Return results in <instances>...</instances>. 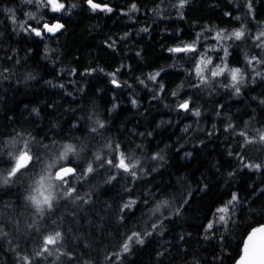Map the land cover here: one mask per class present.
Masks as SVG:
<instances>
[{
    "label": "trees",
    "instance_id": "trees-1",
    "mask_svg": "<svg viewBox=\"0 0 264 264\" xmlns=\"http://www.w3.org/2000/svg\"><path fill=\"white\" fill-rule=\"evenodd\" d=\"M61 2L67 11L44 8L27 22L38 31L45 22L64 27L36 36L15 21L36 12L34 2L0 0V149L8 152L7 142L18 133L55 146L79 139L93 154L109 158L105 144L119 143L135 154L144 174L130 182L125 173L108 183L116 173L106 165L73 185L81 196L90 195L88 203L61 200L44 220L24 199L32 179L0 188V264H233L249 223L264 210V166L245 168L237 156L248 163L264 161V146L242 148L237 134L264 129V75L249 71L239 94L221 86L229 83L226 77L192 88L198 83L188 75L192 61L168 49L191 44L199 34L214 63H220L223 43L228 65L245 69L246 57L264 56L255 39L264 32V0H188L183 8L178 0H107L112 12L92 11L86 0ZM133 4L137 11H130ZM37 17L42 19L36 22ZM221 30L247 35L217 41ZM253 67L264 72L262 65ZM161 69L157 81L147 79ZM189 97L200 116L177 108ZM97 121L105 127L94 133ZM156 154L162 159H153ZM232 194L240 198L232 217L236 222L206 230ZM129 199L138 203L122 213ZM164 199L180 214L164 210L169 218L162 231L121 253L130 228L151 223L155 218L149 219V210ZM55 231L62 240L51 254L36 256L43 237ZM115 253H121L119 259Z\"/></svg>",
    "mask_w": 264,
    "mask_h": 264
},
{
    "label": "snow or ice",
    "instance_id": "snow-or-ice-1",
    "mask_svg": "<svg viewBox=\"0 0 264 264\" xmlns=\"http://www.w3.org/2000/svg\"><path fill=\"white\" fill-rule=\"evenodd\" d=\"M27 3H33V0H26ZM38 2L52 13H61L68 10L65 3L61 0H38ZM86 3L90 6L92 11L112 12V8L108 7L107 0L104 4L94 3V0H86ZM188 0H178V7L183 8ZM75 5H72L74 7ZM135 4L132 5L130 11H137ZM11 11V9H9ZM35 19V17L30 16ZM42 31H38L36 28H27L26 31L33 32L36 36H41L44 32L55 33L62 29L64 26L58 22H54L51 25L44 23L40 25ZM147 31V29H145ZM247 34L244 31H233L225 35L224 30L216 33L215 39L217 41H240ZM257 40L256 47L264 51V32H261L259 36L255 38ZM111 46V45H110ZM173 54H185L192 61L191 71L188 75L193 77L195 81L191 83L192 88H200L201 86L209 87L216 83H219L221 77H226L229 83L221 85L222 87H231L236 94L240 92V85L246 82L249 71H255L256 76L264 75V72L257 71L253 65L264 66V56H253L251 59L245 58V69L240 67H230L227 63L228 49L221 43L222 57H218L220 63H214L211 57L207 56V49L202 50L200 44L199 34L197 39L191 44H184L182 46L173 47L168 49ZM215 51V49H213ZM164 71L161 69L155 74H149L147 79L149 81H157L160 73ZM110 75H115L110 74ZM114 85L119 87L116 79L111 81ZM143 83V81H141ZM179 87H183L180 85ZM160 91L164 90V85L158 84ZM173 96H177L178 93L173 91ZM136 102L133 101V104ZM194 101L191 97L177 104V108L183 111H192L195 116H200L198 109L190 107ZM97 127L93 128L92 132H97L98 129H103L105 124L97 121ZM234 129L233 125H229ZM242 137L241 147L246 148L248 145L260 144L264 146V129H258L255 135L249 136L247 131H241L237 133ZM10 150L4 152L0 149V164H8L10 167H0V188L8 186L10 184L18 183L24 180L25 177L33 180V184L30 186L29 194L24 197L30 207L34 210V213L44 220L46 216L53 214L57 210L61 200H71L72 202L88 203L91 199L88 193L83 196L78 192L77 188L73 185L79 179L87 178L90 175H94L99 169L104 168L106 165L110 170H115L116 174H112L108 177L106 182L111 183L117 180L118 175L127 174L130 178V182H134L139 179L140 175L144 174V169L141 166L139 159L136 158L134 153L124 151L119 143L113 145L112 143H106L105 148L111 153V158L108 155H101L99 153L93 154L90 148L84 145V142L77 139L75 142L63 143L58 146L55 144L45 143L43 140L35 137L25 136L22 133H18L15 137L8 142ZM4 141L0 140V145H3ZM137 145V148H140ZM53 148L55 150L53 151ZM7 156V159H3ZM238 158L243 162L245 168L260 170L264 166V161L261 163H248L247 159L241 154L237 153ZM91 157V160H89ZM82 158V159H81ZM153 159H162L160 154H156ZM51 162H48V161ZM75 165V167L73 166ZM32 174L29 176V174ZM232 175V173H229ZM38 176V179L35 178ZM71 181V183H70ZM129 194L133 189L128 188L125 190ZM147 203V199L143 201ZM138 201L135 199H129L121 206V212L124 210L132 211L133 207L137 205ZM155 207L149 210V219L152 220L145 227L143 223L140 224V230H136L135 227L130 228L129 233L120 242L121 253H128L133 244H143L145 240L152 236L153 233L162 231L164 221L168 219V216L164 215V210L169 211L170 215H179L181 209L175 208V211H171V202L168 199L155 202ZM186 203V201H185ZM240 203L238 194H232L231 199L226 202L223 207L216 209L213 214V220L206 226V230H212L216 224L228 225L230 222L235 223L232 219L235 214V208ZM159 214V215H157ZM253 215H256L253 210ZM124 216H121V220ZM264 210L259 213V219L249 223L248 228L245 230L243 239L241 240L240 250L238 258H234L233 264H264ZM55 223V221H53ZM33 227V225H29ZM227 231V228L225 229ZM214 234V233H213ZM62 240V234L60 231H55L54 234L46 235L43 237V250L35 253L36 256H44L45 253L51 254L50 249L57 246L58 241ZM121 253H115L116 259L120 258ZM27 260V257H24Z\"/></svg>",
    "mask_w": 264,
    "mask_h": 264
},
{
    "label": "rangeland",
    "instance_id": "rangeland-1",
    "mask_svg": "<svg viewBox=\"0 0 264 264\" xmlns=\"http://www.w3.org/2000/svg\"><path fill=\"white\" fill-rule=\"evenodd\" d=\"M34 2V4H35V7L37 8V11L36 12H34L33 14H29L27 17H26V19H23V20H15V18H14V15H13V18H14V20L17 22V24L20 26V28H22L23 30H25V29H27L28 28V19H32V18H30V16H32V17H34V16H38V13L42 10V9H44L45 7H43L39 2H38V0H34L33 1ZM11 14H12V11H11ZM42 18L41 17H37L36 18V22H39L40 20H41ZM45 23H48L49 25H51L53 22H45ZM58 23H60V22H58ZM61 24V23H60ZM38 26V25H37ZM36 26V27H37ZM31 28H34V27H32V26H30ZM35 27V28H36ZM39 27V26H38Z\"/></svg>",
    "mask_w": 264,
    "mask_h": 264
},
{
    "label": "water",
    "instance_id": "water-1",
    "mask_svg": "<svg viewBox=\"0 0 264 264\" xmlns=\"http://www.w3.org/2000/svg\"><path fill=\"white\" fill-rule=\"evenodd\" d=\"M57 22V21H56ZM74 166V165H73ZM75 167V166H74Z\"/></svg>",
    "mask_w": 264,
    "mask_h": 264
}]
</instances>
